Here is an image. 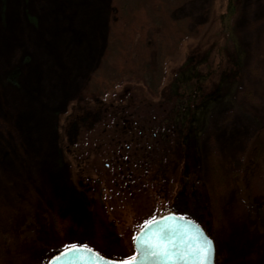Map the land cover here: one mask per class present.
I'll list each match as a JSON object with an SVG mask.
<instances>
[{"label": "rangeland", "instance_id": "1", "mask_svg": "<svg viewBox=\"0 0 264 264\" xmlns=\"http://www.w3.org/2000/svg\"><path fill=\"white\" fill-rule=\"evenodd\" d=\"M110 12L111 0H0V264H46L73 244L130 257L132 232L179 199L213 238L215 264H264V0H189L174 11L191 34L168 57L164 84L197 45L203 53L218 40L217 72L204 66L206 84L193 73L178 88L187 105L200 84L202 101L201 167L188 169L182 194L186 179L170 180L162 194L142 181L111 186L118 165L107 168L112 157L90 138L87 152L75 151L91 180L81 192L69 148L100 113L68 118L79 101L98 97L89 82L107 52ZM225 43L234 59L216 66Z\"/></svg>", "mask_w": 264, "mask_h": 264}, {"label": "trees", "instance_id": "2", "mask_svg": "<svg viewBox=\"0 0 264 264\" xmlns=\"http://www.w3.org/2000/svg\"><path fill=\"white\" fill-rule=\"evenodd\" d=\"M187 1L111 0L107 52L89 82V91L98 97L95 101H79L68 118L74 121L86 111L100 113L98 120L87 128L89 130L82 132V138L76 144L79 148H69V152L73 158L75 151L79 155L81 151L87 152L85 143L88 140L86 142L85 138H90V144L94 146L104 144L102 146H105V151L112 157L108 162L109 167L114 164L119 166H114L117 178L114 173L109 175V180L106 178L111 186L114 180L121 178L131 184L130 190L134 187L132 181H137L135 185L142 181L141 186L156 187L159 194H162L167 192L166 186L170 180L181 179V182L186 179V171L191 166L193 171L200 170L201 129L198 116H201L202 101H199V93L196 92L200 84H206L207 76L217 72L212 66L215 62L212 54L218 40L213 38L203 53L200 52V45H197L192 51L193 55L174 68L173 78L164 84L168 75V57L174 56L180 44L191 34L189 20L174 14L175 9ZM229 46L227 43L223 46L225 53L220 50L223 59L216 66H220L226 57L230 60L233 54ZM204 66L213 68L206 72L210 74L203 75ZM193 73L198 77L196 82L200 79L201 83L196 85V92H192L193 102L183 105L180 98L182 93L178 88L180 83L192 78ZM136 82L142 84V94L135 90L138 86ZM122 85H125V91L116 94V88ZM205 89H208V97L204 94L206 99L203 100L209 102L213 92L209 91V87ZM109 93L112 94L110 100L104 97ZM76 152L75 160L80 165V189L87 195L91 185L86 171L87 158ZM93 166H96L95 163ZM183 205V200L179 199L171 205L172 210L190 217L182 212L185 211ZM151 212L154 213L153 210ZM165 213L150 214L151 219ZM196 221L201 224L199 220ZM139 230L132 232V240Z\"/></svg>", "mask_w": 264, "mask_h": 264}, {"label": "water", "instance_id": "3", "mask_svg": "<svg viewBox=\"0 0 264 264\" xmlns=\"http://www.w3.org/2000/svg\"><path fill=\"white\" fill-rule=\"evenodd\" d=\"M174 217L175 219H164ZM158 221L152 224V220ZM147 221L137 232L134 239L135 254L127 258H113L100 253L99 251L87 246L90 251L81 250L79 253L67 254L66 248L55 253L46 264H52L53 258L64 255L56 262V264H123L124 261L135 258V264H199L195 260L185 254V249L182 243L183 239H187L184 233L191 236H198L200 241L209 242L206 246L209 247V252L203 260V264H215L216 246L213 238L208 234L205 228L191 217L169 212L161 216L155 217ZM158 230H164L166 239L174 241L177 247L170 249L167 255L154 252L150 244L146 241L152 239L153 234ZM80 245V244H77ZM71 246H68L70 248Z\"/></svg>", "mask_w": 264, "mask_h": 264}, {"label": "snow or ice", "instance_id": "4", "mask_svg": "<svg viewBox=\"0 0 264 264\" xmlns=\"http://www.w3.org/2000/svg\"><path fill=\"white\" fill-rule=\"evenodd\" d=\"M164 219H175L174 217H167V218H161ZM158 221L155 219L152 220V224H156ZM184 236L187 237V239H183L182 243L185 249V254L193 257L195 260L199 261V264H203L204 258L207 257L209 252V247L206 245L209 243L207 241H200L198 236H191L188 233H184ZM134 239H137L134 237ZM150 244L152 250L157 253H163L167 255L170 251V249L174 250L177 245L174 241H171L169 239H166L164 230H158L155 234H153L152 239L149 241H146ZM81 250L84 251H90L86 245H77L73 244L70 248L66 246V253L72 254V253H79ZM64 253L61 254V256H57L53 258L52 264H56L57 261H59ZM123 264H135V258H132L130 260L124 261Z\"/></svg>", "mask_w": 264, "mask_h": 264}, {"label": "flooded vegetation", "instance_id": "5", "mask_svg": "<svg viewBox=\"0 0 264 264\" xmlns=\"http://www.w3.org/2000/svg\"><path fill=\"white\" fill-rule=\"evenodd\" d=\"M106 166L109 167L110 165L108 163H106ZM188 172V170L186 171V173ZM188 179H189V175L187 174V177H186V181L185 183L183 184L182 186V192H180L181 194L185 192L186 188L188 187ZM172 212V211H171ZM176 212V211H175ZM178 213V212H177Z\"/></svg>", "mask_w": 264, "mask_h": 264}]
</instances>
